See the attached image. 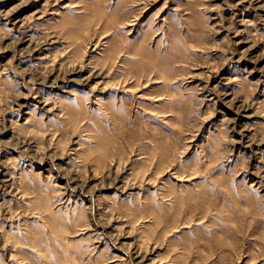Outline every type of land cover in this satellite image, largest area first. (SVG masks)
<instances>
[{
	"label": "rangeland",
	"instance_id": "1",
	"mask_svg": "<svg viewBox=\"0 0 264 264\" xmlns=\"http://www.w3.org/2000/svg\"><path fill=\"white\" fill-rule=\"evenodd\" d=\"M0 264H264V0H0Z\"/></svg>",
	"mask_w": 264,
	"mask_h": 264
}]
</instances>
